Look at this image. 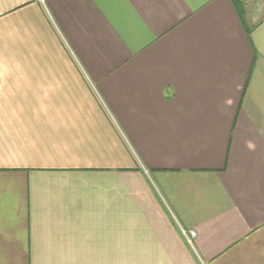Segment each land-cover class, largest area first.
<instances>
[{
    "label": "crops",
    "instance_id": "1",
    "mask_svg": "<svg viewBox=\"0 0 264 264\" xmlns=\"http://www.w3.org/2000/svg\"><path fill=\"white\" fill-rule=\"evenodd\" d=\"M249 2L0 0V264H264Z\"/></svg>",
    "mask_w": 264,
    "mask_h": 264
},
{
    "label": "built area",
    "instance_id": "2",
    "mask_svg": "<svg viewBox=\"0 0 264 264\" xmlns=\"http://www.w3.org/2000/svg\"><path fill=\"white\" fill-rule=\"evenodd\" d=\"M183 233L186 235V238L191 242L192 237L195 236L194 232L186 233L183 231Z\"/></svg>",
    "mask_w": 264,
    "mask_h": 264
},
{
    "label": "rangeland",
    "instance_id": "3",
    "mask_svg": "<svg viewBox=\"0 0 264 264\" xmlns=\"http://www.w3.org/2000/svg\"><path fill=\"white\" fill-rule=\"evenodd\" d=\"M249 1H250L249 3L252 5L253 3L260 2V1H264V0H249Z\"/></svg>",
    "mask_w": 264,
    "mask_h": 264
}]
</instances>
